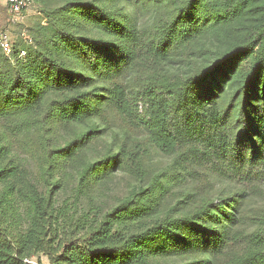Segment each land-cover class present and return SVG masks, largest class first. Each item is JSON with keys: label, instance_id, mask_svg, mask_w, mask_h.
Masks as SVG:
<instances>
[{"label": "trees", "instance_id": "16d2710c", "mask_svg": "<svg viewBox=\"0 0 264 264\" xmlns=\"http://www.w3.org/2000/svg\"><path fill=\"white\" fill-rule=\"evenodd\" d=\"M32 1L0 52V264H264V0ZM149 146L170 172L94 206Z\"/></svg>", "mask_w": 264, "mask_h": 264}, {"label": "rangeland", "instance_id": "374dc122", "mask_svg": "<svg viewBox=\"0 0 264 264\" xmlns=\"http://www.w3.org/2000/svg\"><path fill=\"white\" fill-rule=\"evenodd\" d=\"M48 4H51V1H47ZM5 0H0V33L3 34L8 41L17 42L18 40H24L28 37V33L32 30L37 23L41 20V10L42 5L39 3L32 1V4L22 12L21 16L15 22H12L9 18V12L5 10ZM109 124L111 130L114 134L118 136L122 135V132L125 129L126 123L122 121L121 118L111 117L109 119ZM130 138L133 140L143 141V132L140 131L135 126H132L129 130ZM33 145L36 149H38L37 140L33 141ZM171 164V157L165 156L157 152L153 147L149 146L147 150V156L145 158V169L146 176L143 180H138V178L134 176H127L125 174H117L114 178L113 182L109 184L106 188L98 191H94L91 196L93 205H99V202L103 199L107 201L106 204H112L118 199H122L128 195L129 190L133 186L137 187H145L152 176L156 175L159 171H166V174L170 171L168 170V166ZM211 187L206 185L202 188L203 194L209 192V188L211 190V195L213 197H218L220 195L226 196L228 192L232 190H238L240 186L236 183H232L229 181H221L218 179H210L209 181ZM141 185V186H140ZM194 184H188L187 186L176 185L170 189L171 196L167 199L166 205L167 207H172L176 201L179 199V193L182 190L191 189ZM68 188L62 190L58 194L59 204L62 205L65 202L71 203L73 202L74 193L72 190H68ZM90 202V203H91ZM81 206H87L89 202L87 200H81ZM250 206L254 205H262V203L257 202L256 199H250ZM32 264H48L47 260L44 256H40L39 261L37 259H32L30 261Z\"/></svg>", "mask_w": 264, "mask_h": 264}, {"label": "built area", "instance_id": "2783aa9c", "mask_svg": "<svg viewBox=\"0 0 264 264\" xmlns=\"http://www.w3.org/2000/svg\"><path fill=\"white\" fill-rule=\"evenodd\" d=\"M31 4H32V0H5V5L8 9V12L12 16V22L18 20L22 12H24ZM0 52L4 56L8 58H12V54H13L12 45L8 41V39L1 33H0ZM24 57H25V53L20 52L18 58L23 59Z\"/></svg>", "mask_w": 264, "mask_h": 264}]
</instances>
